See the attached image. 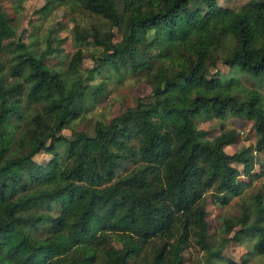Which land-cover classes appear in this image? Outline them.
<instances>
[{"label":"trees","instance_id":"trees-1","mask_svg":"<svg viewBox=\"0 0 264 264\" xmlns=\"http://www.w3.org/2000/svg\"><path fill=\"white\" fill-rule=\"evenodd\" d=\"M59 1L111 23L122 39L91 32L102 55L87 79L80 50L65 78L46 65L47 51L14 45L11 76L22 81H0V264H184L190 244L205 254V264H237L222 252L244 237L254 239L248 254L264 256V192L240 216L224 219L226 234L239 230L216 249L206 210L207 195L227 206L264 178V2L229 9L216 0ZM15 40L0 0V51ZM220 48L229 70L261 79H254L259 88L210 75ZM104 69L143 75L150 95L109 123L96 122L92 134L67 139L62 131L99 94L88 83ZM23 98L42 103L43 116L25 120ZM200 116L244 118L254 145L228 154L239 132L221 123L209 139L195 124ZM41 153L52 157L46 165L34 159ZM127 163L132 169L117 177ZM44 227L47 234L36 235Z\"/></svg>","mask_w":264,"mask_h":264},{"label":"rangeland","instance_id":"rangeland-1","mask_svg":"<svg viewBox=\"0 0 264 264\" xmlns=\"http://www.w3.org/2000/svg\"><path fill=\"white\" fill-rule=\"evenodd\" d=\"M249 1L251 0H216V3L222 8L235 9ZM255 1L264 2V0ZM1 6L11 19L17 37V40L12 43L13 45L10 41L2 43L0 81L5 83L22 81L11 76V68L14 66L15 57L18 54V49L14 45L19 42L27 45L36 55L47 51L46 65L51 70L60 72L65 78H68L67 69L72 56L76 51H82L84 59L80 66V75L87 79L91 76L89 71L95 68L102 55V50L91 38V32L93 30H98L100 33L111 32L113 43L122 39L121 31L118 28L101 17L86 13L69 1L1 0ZM153 38L154 33L150 32L148 39L152 40ZM227 54V50L224 48L218 50L217 55L220 60L216 69H210V75H216L223 81L230 77H236L239 79L241 88L258 87L255 80L260 81L261 79L241 73L237 68L229 70L223 62V58ZM88 85L89 91L93 93L99 91V94L88 97L84 102L85 110L82 117L62 131L61 135L67 139H70L74 132L83 131L92 134L96 122L109 123L127 108L135 107L138 98L150 95V87L143 75L138 77L124 71L116 72L104 69L100 74L95 73ZM260 89L264 94V85L260 86ZM42 106L40 102H29L23 98L21 115L25 120H29L35 115L43 116ZM229 119L225 122H220L217 119L207 121L200 116L195 120V124L198 129L209 131V139L221 132V123H225L226 128L236 129L239 132V137L234 145L226 148L228 154H233L242 147L253 146L255 136L250 128V123L244 118ZM19 123L17 119L11 120V124ZM259 157H264V153ZM34 159L41 165H46L52 157L41 153ZM132 167L133 165L130 163L125 164V167L117 172V177L122 176ZM256 169L258 171V167ZM246 179L249 181L248 178ZM259 191L264 192V178L251 182L249 187L239 197L232 199L227 206L214 204L211 195L206 196L209 243L213 249L218 248L222 239L232 237L239 230V228H235L229 235L226 234L224 219L240 216L242 208L247 207L252 196ZM48 231V227L40 228L36 235L44 236ZM253 244L254 239L250 237H244L241 245L230 242L223 250L222 256L237 264H264V256L248 254L252 251ZM114 246L119 247V244H114ZM183 257L184 264L206 263L205 254L193 244L186 247ZM212 264H216V261ZM218 264H226V262L219 261Z\"/></svg>","mask_w":264,"mask_h":264}]
</instances>
